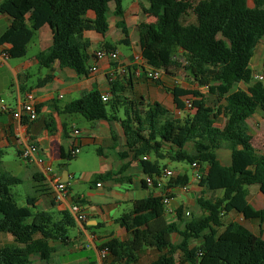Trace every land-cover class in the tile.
<instances>
[{
	"label": "trees",
	"instance_id": "obj_1",
	"mask_svg": "<svg viewBox=\"0 0 264 264\" xmlns=\"http://www.w3.org/2000/svg\"><path fill=\"white\" fill-rule=\"evenodd\" d=\"M148 1L150 6L145 12L157 21L138 25L142 57L150 66L165 72L184 68L199 87L210 89L209 96L180 87L167 89L177 111H185L187 99L194 109L191 113L185 111L182 118H171L158 102L127 97V87L116 80L107 101L95 90L65 105L63 112L80 114L88 121L118 122L126 140L123 155L133 152L141 172L153 178L155 184L165 167L148 160L151 154L159 160L198 164L203 176L197 202L207 215L185 219L179 209V227L165 219L162 196L151 195L136 200L132 211L117 219L130 233V239L112 238L100 250L107 251L105 259L111 260L108 264H136L138 253L146 247L160 252L151 264H264V239L238 222L223 223L227 214L235 212L264 225V207L256 209L248 202L246 188L256 185L264 195V150L261 155L256 154L246 125L264 103V83L255 80L250 67L255 48L264 38V0H254L252 7L247 0ZM111 2L116 4L114 14L122 17V0H3L0 14L11 16L13 22L0 35V45L10 44V58H22L35 33L48 25L52 45L39 55L40 67L58 64L86 77L90 74L86 53L89 42L84 32L90 25L102 35L108 32L107 9ZM188 12L195 21L183 24L180 18ZM90 13L92 19L88 18ZM118 25L125 23L120 21ZM103 48L115 50L116 45L106 43ZM177 49L183 52L184 63L173 58ZM50 78L40 79L37 87L47 84ZM240 83L247 88L238 87ZM219 116L226 119L222 128L211 124V119ZM46 127L54 132L53 122H47ZM112 136L116 141L114 132ZM224 143L230 144V166H223L217 157ZM189 144L193 146L192 153L186 150ZM5 154L0 147V235H8L12 242H0V264H32L35 256L48 261L56 252L54 244L69 240L76 221L68 210L39 208V197L52 195L50 184L40 174L34 177L38 182L37 195L28 194L26 204L19 205L12 188L26 182L4 169ZM17 154L20 156L19 150ZM67 157L75 158L70 152ZM143 183L147 185L145 180ZM188 183L189 177L180 174L168 181L171 187ZM219 190L223 192L221 197H204L208 191ZM175 233L180 236L177 244L171 239ZM198 239L200 244L192 246L191 241Z\"/></svg>",
	"mask_w": 264,
	"mask_h": 264
},
{
	"label": "crops",
	"instance_id": "obj_2",
	"mask_svg": "<svg viewBox=\"0 0 264 264\" xmlns=\"http://www.w3.org/2000/svg\"><path fill=\"white\" fill-rule=\"evenodd\" d=\"M3 0H0L2 2ZM194 1V0H190ZM200 1V0H198ZM197 1V2H198ZM124 14L122 17L114 14L116 4L111 2L108 4L107 18L109 22V30L105 35L98 33L93 27L84 32V38L89 42L86 49L88 55L87 65L90 67L95 62V54L100 50H104L103 46L106 43L116 45L119 52V60L116 63H109L108 60H100L97 63L98 70L95 74H89L86 77L78 76L72 69L60 67L58 64L52 65L47 69V76H51L48 83L42 87H37L30 84L29 70L34 67H40L39 55L46 52L52 45V31L48 25L43 26L38 30L31 42L28 45L27 54L22 58H8L3 65L0 66V147L4 150L9 147H14L18 150V138L16 133V122L13 119V112L19 108L21 100L26 92L32 91L36 94L39 110V118L37 121L24 126L20 132H37L35 140L39 147L47 156L48 162L53 167V162L67 157L68 153L73 147H79L80 152L83 146L90 144L98 145L102 139L107 141L106 148L99 146L98 154L100 160L105 163L104 170L100 172V176L93 182L91 189L82 195L75 196L70 186L72 176L66 170L55 173L60 176L61 180L68 185L69 195L62 203H55L53 196L39 197L38 206H41L44 200L50 203L53 211L68 210L72 203H79L83 206L87 215V220L84 223H77L76 227L69 233L70 237L67 242L54 244L56 252L48 261H42L37 256L33 257L32 264H108L111 262L109 259L106 261L101 256L100 246L112 238L120 241L130 239V233L123 228L118 222L123 214L131 212L133 203L136 200L144 199L148 196H161L167 190L172 197V208L174 212L165 213L167 222L176 223L179 227L182 226L178 218L177 211L182 209V206L191 207V217H202L207 215L198 205L197 196L201 195L202 188L199 186V181L196 179V171L192 167V175H188L184 168L178 169L174 173L177 175H187L189 177L188 191L185 192L181 186L171 187L168 185L170 178H159L161 186H148L143 183L146 179L139 169V160L134 156L133 152H128L123 155L125 151L126 140L123 130L118 122L108 123L106 121H89L90 129L83 133L79 128V123L85 119L80 114H67L63 112L65 105L77 100L84 93L91 91H100L103 95L110 93L111 87L107 82V74L113 67L123 66L127 69L126 75H120L119 80L126 90L124 94L135 101L144 100L145 102L153 103L158 102L169 111L171 118H182L184 115H178L177 110L173 103V98L167 89L180 87L183 89L196 90L204 96H209L210 89L208 87H199L194 81L191 73L184 68L178 70H170L165 72L162 70L161 79L159 81H152L141 75L140 77L135 74L134 58L141 55V49L138 36V25L142 22L154 24L157 18L145 12L150 6L148 0H122ZM252 7V6H251ZM89 19L93 18V14L88 15ZM124 21L125 25L119 27L118 23ZM180 21L183 24H190L195 21V17L191 12L185 13L181 16ZM13 19L7 14H0V35L11 26ZM123 39L129 51L123 53L119 50L117 44ZM2 48L8 50L10 44L0 45ZM258 56V57H256ZM258 60L254 61V58ZM173 58L184 63L185 57L181 50L177 49ZM251 69L255 75L264 81V38L256 46L254 55L250 63ZM131 75L132 78L130 77ZM10 77V81H5ZM40 80V79H39ZM130 81V83L128 82ZM257 80V79H255ZM238 87L246 89L242 85ZM111 96H109L110 98ZM68 99L66 104L62 105L65 99ZM44 117V126L39 129L36 125L40 119ZM88 121V120H87ZM53 122L54 132L50 133L46 127V123ZM226 119L223 116L211 119V124L222 128L225 125ZM248 133L253 137V146L256 154L261 155L264 150V142L261 141V133L264 129V103H261L257 111L247 120ZM78 131V134H75ZM115 134L116 141L113 139L112 134ZM33 135V134H32ZM264 139V137H262ZM259 145L260 150L256 147ZM166 150V149H165ZM186 150L189 153L193 152L191 145ZM225 152L220 155V151ZM231 149L229 143H224L217 151V157L223 166H230L231 164ZM22 159L20 156H18ZM23 160V159H22ZM148 160L161 166V161H170L168 159L159 160L153 154L148 156ZM28 163V162H27ZM107 163H111V167ZM113 163L116 168L113 169ZM180 163V162H179ZM29 164V163H28ZM33 169L28 174V181L31 184V194L35 193V187L38 182L35 176L41 173L36 165L30 164ZM165 169H167L165 167ZM164 169V170H165ZM163 170V171H164ZM201 171V170H200ZM112 173V176L107 175ZM46 179V178H45ZM48 183V181H47ZM100 183V186L97 184ZM248 185L247 200L256 209L264 207V195L260 192L258 186ZM249 187H252L251 189ZM217 197H221L223 192L221 190L215 192ZM211 191L205 193L204 197L211 199ZM209 195H211L209 197ZM183 211V209H182ZM188 216H190V212ZM230 222H238L256 235H260L264 239V225H260L258 220H249L243 218L241 215L231 212L223 218L224 225ZM224 229L221 228L220 231ZM7 237L4 234L0 235V240ZM172 242L177 244L180 241L178 234L171 236ZM10 242V241H9ZM200 240H192L191 245L197 246ZM7 243V242H2ZM160 252L154 248H144L138 253V261L136 264H151ZM179 260V255H177ZM177 264H180L179 262ZM189 264V263H183Z\"/></svg>",
	"mask_w": 264,
	"mask_h": 264
},
{
	"label": "built area",
	"instance_id": "obj_3",
	"mask_svg": "<svg viewBox=\"0 0 264 264\" xmlns=\"http://www.w3.org/2000/svg\"><path fill=\"white\" fill-rule=\"evenodd\" d=\"M9 58L8 50L2 48L0 46V66ZM108 60L109 63H116L119 60V52L117 50H100L95 54V62L89 67L90 74H95L98 70L97 63L100 60ZM134 65L136 67L135 74L140 77L144 75L145 78L152 81H159L162 75V69H157L150 66L147 61L141 55H137L134 58ZM127 69L123 66H119L118 68H111L109 73L107 74V82L111 87L112 84L117 80L119 75H126ZM255 79L260 80L258 75L255 76ZM110 93L103 95V100L107 101L109 99ZM38 102L36 98V94L32 91L26 92L21 100L19 108L13 112L12 116L16 122V133L18 138V150L20 152V157L27 161L28 163L36 165L41 173L44 175L48 183L52 188V196L55 203H62L67 196L69 195V189L67 183L63 182L59 175H57L48 162L47 156L43 152V150L39 147L36 140L31 137L29 133L20 132L24 126H28L29 124L35 122L39 118V109ZM185 111L193 112L192 101L187 99L185 100ZM185 111H177L178 115H185ZM26 122V124H24ZM75 134H78V131H75ZM80 153V148L73 147L70 150V155L76 157ZM147 159V157H144ZM192 167L196 171V179L199 181L203 174L200 171V167L198 164H193ZM164 177L172 178L174 177V173L170 169H165L163 171ZM148 186H161V182L158 179L156 184L155 180L151 177H146L145 179ZM100 186V183L97 184ZM181 188L187 192L188 185H183ZM163 200L162 203L164 205L165 213H172L174 209L172 208V197L169 192L166 190L164 194L161 195ZM68 212L74 218L77 223H84L87 220V215L83 206L77 202L72 203L68 207ZM189 215V213H186ZM107 251H101L102 258L107 256Z\"/></svg>",
	"mask_w": 264,
	"mask_h": 264
},
{
	"label": "rangeland",
	"instance_id": "obj_4",
	"mask_svg": "<svg viewBox=\"0 0 264 264\" xmlns=\"http://www.w3.org/2000/svg\"><path fill=\"white\" fill-rule=\"evenodd\" d=\"M129 1V0H127ZM197 2L198 0H194ZM249 6H254V0H247ZM119 50L123 53L129 51L127 46L124 44H117ZM258 57V56H256ZM254 58L255 60H258V58ZM30 74V84H37L39 79H44L47 74V69L45 68H39V67H34L30 69L29 71ZM5 81H10V77H7ZM121 76L119 75L117 77V80H119ZM264 83V81H263ZM244 88L247 86L245 84H242ZM68 102V99L66 98L63 102V104H66ZM120 116H123V111H120ZM90 124L91 122L87 120H82L79 123V128L82 130L83 133H87L86 130L90 129ZM264 129L261 133V141L264 142ZM107 141L102 139V141L98 145L90 144L88 146H83L81 149V152L73 159H68V157H64L58 161L53 162V169L56 172L66 170L70 173L72 176V179L70 181V186L74 192L75 196L86 194L92 187L93 182L100 177V172L104 170L105 163L100 160V156L98 154V148L99 146H103V148H106ZM191 146V144L188 145V148ZM256 147L260 150V146L257 144ZM6 154L3 158V165L4 169L9 172L10 174H13L15 176L21 177L24 179L26 184L24 185H17L12 188V192L15 195H18L17 201L19 205L24 206L26 204L25 198L28 194H31V184H29L28 181V174L31 172L33 167L30 165L31 163H27V161L22 160L18 157L17 150L14 147H9L5 149ZM225 152V150L220 151V155ZM169 160V159H168ZM167 163L165 166L167 169L173 170L174 173L177 172L178 169L184 168L188 175H192V167L189 165L187 162H174V161H166L163 162L161 161V164L164 165ZM108 166L111 167V163H107ZM33 165V164H32ZM114 167L113 169L116 168V165L113 163ZM170 180V179H169ZM168 180V181H169ZM257 187V186H254ZM250 189L252 187H249ZM197 196H200V193L197 194ZM211 195H209L210 197ZM212 198H218L217 194H212ZM220 197V196H219ZM43 210H50L52 207L50 206V203L44 200L42 206ZM183 209V215L185 219H190L192 216V210L191 207L189 208L188 206H182ZM190 212V216L186 214V212ZM12 242V239L7 235V237H4L0 240V242ZM39 264V263H37Z\"/></svg>",
	"mask_w": 264,
	"mask_h": 264
},
{
	"label": "water",
	"instance_id": "obj_5",
	"mask_svg": "<svg viewBox=\"0 0 264 264\" xmlns=\"http://www.w3.org/2000/svg\"><path fill=\"white\" fill-rule=\"evenodd\" d=\"M39 129L44 126V117L40 119V121L36 125ZM33 135H37V132L32 133Z\"/></svg>",
	"mask_w": 264,
	"mask_h": 264
}]
</instances>
